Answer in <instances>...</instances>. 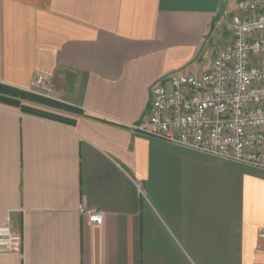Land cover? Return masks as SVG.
<instances>
[{
	"label": "crops",
	"instance_id": "1",
	"mask_svg": "<svg viewBox=\"0 0 264 264\" xmlns=\"http://www.w3.org/2000/svg\"><path fill=\"white\" fill-rule=\"evenodd\" d=\"M222 4L0 0V83L44 75L66 107L38 109L73 120L0 103V225L23 235L0 264L264 262V169L130 127L156 80L194 74Z\"/></svg>",
	"mask_w": 264,
	"mask_h": 264
},
{
	"label": "built area",
	"instance_id": "2",
	"mask_svg": "<svg viewBox=\"0 0 264 264\" xmlns=\"http://www.w3.org/2000/svg\"><path fill=\"white\" fill-rule=\"evenodd\" d=\"M235 7L227 24L232 42L214 50L211 70L177 71L156 80L147 119L130 127L148 138L264 169V0H238ZM32 87L51 90L52 84L36 74ZM78 211L89 222H102L100 213L83 206ZM257 236L264 255V225ZM22 248V233L9 220L0 225V252Z\"/></svg>",
	"mask_w": 264,
	"mask_h": 264
},
{
	"label": "rangeland",
	"instance_id": "3",
	"mask_svg": "<svg viewBox=\"0 0 264 264\" xmlns=\"http://www.w3.org/2000/svg\"><path fill=\"white\" fill-rule=\"evenodd\" d=\"M238 0H228V6L226 8V12L223 14V16L219 19L218 24L208 31L207 34V44L205 45L203 51L200 53L196 64L192 66V73L194 74H203L207 73L211 70V58L214 53V50L218 47H224L227 44H230L232 42V37L230 34V31L228 29V22L230 17L235 13V5ZM6 97L13 98L14 100L17 101L18 105H9L13 106L16 108L24 107L28 110L31 111H36L43 113L48 116H53V120L69 124L67 122H63L61 119H67L71 120L65 117H62L60 115L54 114L47 112L45 110L38 109L39 106L43 107L45 106L46 108L52 109V108H57L53 107L56 104H51L60 102L63 103L61 100H59L55 95L54 92L51 88V90H47L46 88H36L32 87L28 91L24 90H18L16 92H10V93H5ZM1 103V102H0ZM52 105V106H51ZM64 105V104H61ZM64 107H66L64 105Z\"/></svg>",
	"mask_w": 264,
	"mask_h": 264
},
{
	"label": "trees",
	"instance_id": "4",
	"mask_svg": "<svg viewBox=\"0 0 264 264\" xmlns=\"http://www.w3.org/2000/svg\"><path fill=\"white\" fill-rule=\"evenodd\" d=\"M18 90L19 89H17V88H14V87L0 83V102L5 103V104H9V105H18L16 100H14L13 98L6 97V94H5V93H10V92L11 93L16 92ZM20 110L23 112H26V113H31V114L38 115V116L45 117V118H49V119L54 118L53 116H48V115H45V114L40 113V112L31 111V110H28L24 107H20ZM61 120L63 122H67L69 124L73 123V120H67V119H61Z\"/></svg>",
	"mask_w": 264,
	"mask_h": 264
},
{
	"label": "water",
	"instance_id": "5",
	"mask_svg": "<svg viewBox=\"0 0 264 264\" xmlns=\"http://www.w3.org/2000/svg\"><path fill=\"white\" fill-rule=\"evenodd\" d=\"M223 4L216 17L210 23V30L214 27L215 23L223 16L228 6V0H222Z\"/></svg>",
	"mask_w": 264,
	"mask_h": 264
}]
</instances>
